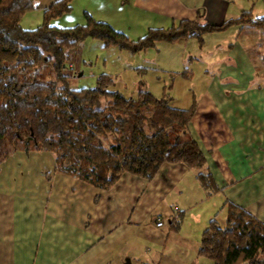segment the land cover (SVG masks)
Returning a JSON list of instances; mask_svg holds the SVG:
<instances>
[{"label": "crops", "instance_id": "obj_1", "mask_svg": "<svg viewBox=\"0 0 264 264\" xmlns=\"http://www.w3.org/2000/svg\"><path fill=\"white\" fill-rule=\"evenodd\" d=\"M33 1L40 12L55 0ZM72 4L94 18L124 13L125 22L117 18L115 23L137 33L181 19L219 24L246 9L252 17L264 16V0ZM72 16L79 21L77 13ZM98 19L120 29L108 16ZM198 48L201 54L185 57L202 63L199 89H190V83L183 96L171 93L169 103L188 107L192 98L196 101L187 129L220 189L213 193L219 207L229 201L264 223V26L238 24L208 32ZM189 72L183 77L191 80L194 71ZM196 184L202 196H210L190 169L164 162L151 179L124 172L101 189L54 171L46 151L9 153L0 161V264H212L197 253L203 220L185 223L190 188L200 195ZM177 213L179 227L170 230L169 219Z\"/></svg>", "mask_w": 264, "mask_h": 264}, {"label": "trees", "instance_id": "obj_2", "mask_svg": "<svg viewBox=\"0 0 264 264\" xmlns=\"http://www.w3.org/2000/svg\"><path fill=\"white\" fill-rule=\"evenodd\" d=\"M35 7L33 0H0V161L18 150L46 151L54 171L101 189L124 172L151 179L160 164L180 163L194 171L207 194L220 190L187 129L195 99L188 107H175L163 90L159 96L145 88L125 96L110 89L113 80L105 72L92 87L71 88L66 51L84 38L131 53L185 38L200 46L205 33L238 24L264 26V16L252 17L246 9L219 24L181 19L165 28H147L130 40L85 11L80 24H49L70 10L71 0L51 2L42 9L39 25L22 28L21 16ZM187 73L185 68L175 72ZM219 209L224 210L222 221L217 211L208 219L198 255L212 264H264V223L226 200ZM180 220V213L169 219V229L177 230Z\"/></svg>", "mask_w": 264, "mask_h": 264}, {"label": "rangeland", "instance_id": "obj_3", "mask_svg": "<svg viewBox=\"0 0 264 264\" xmlns=\"http://www.w3.org/2000/svg\"><path fill=\"white\" fill-rule=\"evenodd\" d=\"M84 11L80 7L77 8L76 4L75 6L72 4L68 12L51 18L48 23L58 27L80 24L83 22ZM41 13L42 10L36 12V9L25 12L19 20L20 26L28 29L39 25L42 21ZM74 13L79 15V21H75L76 19L73 18ZM107 16L110 18L108 20L114 22L116 27L120 29L114 28L108 21L105 22L118 31L126 30L127 33L121 32L130 40L137 39L145 32L144 30L137 33L130 26L124 24L126 17L124 13L117 14L114 12L108 15L101 13L95 19L102 20L98 18H107ZM117 18L123 22L115 23ZM156 44L155 47L131 53L115 46L102 47L100 41L84 38L78 41L75 47L66 51L68 61L66 62L65 73L68 74V84L71 88L92 87L95 85L96 76L105 72L110 74L113 80L110 89H116L125 96H132L138 89L142 88L149 90L156 96L161 95L162 90L169 96L173 92H178L183 96V91L189 89L190 83L192 86L190 89H199L196 84L202 80V63L201 61L189 63L188 57H185L187 53L191 55L201 54L196 40L185 38V40H177L175 43L157 42ZM184 67H187L188 71H194V77L191 80L182 77L180 74H175V72L184 70ZM181 98L179 102L177 101L178 104L182 102ZM191 172L194 173L193 170ZM198 187L197 185L200 195L196 193L195 186L190 188L191 195L187 199L188 202H191V206L187 209L185 223L189 227L193 225L195 217L198 218L199 222L203 220L201 233L208 219L216 211L217 220L222 219L224 210L219 209V197L216 194H209L210 196L204 197L202 196L203 192Z\"/></svg>", "mask_w": 264, "mask_h": 264}, {"label": "built area", "instance_id": "obj_4", "mask_svg": "<svg viewBox=\"0 0 264 264\" xmlns=\"http://www.w3.org/2000/svg\"><path fill=\"white\" fill-rule=\"evenodd\" d=\"M155 225H156V226H160V225H161V222L157 220V221L155 222Z\"/></svg>", "mask_w": 264, "mask_h": 264}]
</instances>
